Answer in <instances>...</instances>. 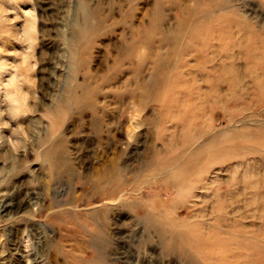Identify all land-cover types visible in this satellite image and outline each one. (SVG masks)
Returning a JSON list of instances; mask_svg holds the SVG:
<instances>
[{
  "label": "rangeland",
  "instance_id": "obj_1",
  "mask_svg": "<svg viewBox=\"0 0 264 264\" xmlns=\"http://www.w3.org/2000/svg\"><path fill=\"white\" fill-rule=\"evenodd\" d=\"M0 6V264H264V0Z\"/></svg>",
  "mask_w": 264,
  "mask_h": 264
},
{
  "label": "bare ground",
  "instance_id": "obj_2",
  "mask_svg": "<svg viewBox=\"0 0 264 264\" xmlns=\"http://www.w3.org/2000/svg\"><path fill=\"white\" fill-rule=\"evenodd\" d=\"M1 7V6H0ZM89 19H91L90 18V15H89ZM28 27V26H27ZM197 28V27H196ZM24 29V28H23ZM194 29V28H193ZM29 30H31V28L29 29ZM28 30V31H29ZM198 30V29H197ZM192 31H194V30H192ZM26 33H28V32H26ZM194 36V35H193ZM195 37V36H194ZM193 37V38H194ZM150 44V43H149ZM192 44V43H191ZM186 46H188V45H186ZM185 46V47H186ZM188 48H190V47H188ZM192 48V47H191ZM231 49V48H230ZM233 70V69H232ZM227 79V78H226ZM230 79V78H229ZM226 81H228V80H226ZM231 81V80H230ZM231 82H233V81H231ZM228 83H229V81H228ZM236 83V82H235ZM183 84H184V82H183ZM218 84V83H217ZM232 84V83H231ZM172 85H173V83H172ZM175 85H176V82H175ZM234 85V84H233ZM237 86V85H236ZM172 87V86H171ZM228 87H229V85H228ZM238 87H240V86H238ZM237 87V88H238ZM229 88H231V87H229ZM234 88V87H233ZM236 89V88H235ZM173 92V91H172ZM237 93V92H236ZM10 96H12V94H10ZM72 98L73 99H75V101L76 102H80L81 101V96L80 95H77V94H75V93H73L72 92ZM208 98V97H207ZM213 98V97H212ZM234 98H235V96H234ZM169 99H170V97H169ZM210 99V98H209ZM174 100H176V99H174ZM173 101V100H172ZM170 104H172V103H170ZM198 113V112H197ZM197 115V114H196ZM230 116V115H229ZM239 132H242V131H239ZM219 138V137H218ZM239 138V137H238ZM238 138H235V139H238ZM248 138V137H247ZM248 140V139H247ZM236 141V140H235ZM235 141L233 142V143H235ZM223 143H225V142H223ZM230 143V142H229ZM193 144V143H192ZM220 144V143H219ZM186 146V145H185ZM233 146H234V144H233ZM213 147V146H212ZM60 148H59V144H51L50 145V147L49 148H45V151H44V155L47 157V158H52L56 153H57V151L59 150ZM209 149V148H208ZM207 149V150H208ZM210 149H211V147H210ZM204 150H206V149H204ZM200 151V150H199ZM198 152V151H197ZM222 152V151H221ZM238 153V152H237ZM198 154V153H197ZM242 154V153H241ZM194 155H196V153L194 154ZM218 155H220V154H218ZM217 155V156H218ZM235 155V154H234ZM239 156V155H238ZM241 157V156H240ZM182 168V167H181ZM189 167H187V169H188ZM192 172V171H191ZM186 174V173H185ZM187 177H188V175H187ZM194 177V176H193ZM194 179V178H193ZM183 180H185V179H183ZM187 180V179H186ZM185 186V185H184ZM189 187V186H188ZM196 187V186H195ZM194 187V188H195ZM184 188V187H183ZM193 189V188H192ZM217 190V189H216ZM232 191V190H231ZM220 193V192H219ZM207 195V194H206ZM210 196V195H209ZM215 196V195H214ZM253 197V196H252ZM214 198V197H213ZM260 198V197H259ZM28 199V198H27ZM251 200V199H250ZM247 201V200H246ZM253 201V200H252ZM27 202H30V199H28L27 200ZM25 203V202H24ZM214 204H215V202H213ZM218 204V203H217ZM8 205H10V201L8 200H6V201H4V204H3V210L5 211V213H6V215L8 214V212H9V209H8ZM163 205V204H162ZM210 205H211V203H210ZM237 207V206H236ZM240 207V206H239ZM222 208H224L223 206H222ZM214 209V208H213ZM217 209H219V208H217ZM18 210V209H17ZM20 210V209H19ZM220 210V209H219ZM224 210V209H223ZM255 210V209H254ZM158 212V211H157ZM200 212V211H199ZM198 212V213H199ZM215 212H217V211H215ZM152 213V212H151ZM150 213V214H151ZM218 213H219V211H218ZM217 213V214H218ZM224 213V212H223ZM158 214V213H157ZM200 214V213H199ZM206 214V213H205ZM210 214V213H209ZM220 214V213H219ZM227 214V213H226ZM245 214V213H244ZM159 215V214H158ZM230 215V214H229ZM255 215V214H254ZM213 216V215H212ZM220 216V215H219ZM235 216V215H234ZM260 216H261V214H260ZM163 217V216H162ZM210 218H211V220H212V217L210 216ZM216 218H217V216H216ZM221 218H222V216H221ZM226 218V217H225ZM166 219V218H165ZM170 219H174V218H172V217H170ZM168 220V219H167ZM166 220V221H167ZM151 221V220H150ZM205 221V220H204ZM209 221V220H208ZM159 222V221H158ZM160 222H162V220H160ZM172 222V221H171ZM185 222V224H184V226H186V227H191V226H201V223H200V221L199 220H191V221H188L187 220V222H186V220L184 221ZM217 222H219V220H217ZM167 223H169V222H167ZM166 223V224H167ZM173 223V222H172ZM171 223V224H172ZM211 223H213V222H211ZM242 223V222H241ZM156 224V223H155ZM162 224H163V222H162ZM161 224V225H162ZM175 224V223H174ZM222 224V223H221ZM207 225V224H206ZM172 226V225H171ZM182 226V225H181ZM153 227V226H152ZM169 227V226H168ZM177 227V226H176ZM215 227V226H214ZM260 227V226H259ZM162 228V227H161ZM184 228V227H183ZM217 228V227H216ZM156 229V228H155ZM163 229V228H162ZM170 229V228H169ZM193 228H191V230H192ZM207 229H209V228H207ZM188 230H190V229H188ZM195 230H197V229H195ZM219 230V229H218ZM168 231V230H167ZM186 231L187 230H185L184 232H183V230H182V233H181V236L182 235H184L185 233H186ZM193 231V230H192ZM191 231V232H192ZM198 231V230H197ZM217 232V231H216ZM219 232V231H218ZM217 232V233H218ZM168 233H170V232H168ZM187 233H188V231H187ZM195 233H197V232H195ZM222 233V232H221ZM228 233V232H227ZM173 234H175V233H173ZM193 234V233H192ZM220 234V233H219ZM195 235V234H194ZM221 236V235H220ZM222 236H224L223 234H222ZM231 236V235H230ZM239 236L240 237H238V238H243V240L245 241L246 239L248 240V242L252 245V246H254V247H256V245H257V241H256V236L254 235V234H239ZM177 237H179V236H177ZM234 237V236H233ZM171 238H172V236H171ZM206 238V237H205ZM258 238V237H257ZM190 239H192V238H190ZM194 239V238H193ZM179 240V239H178ZM197 240V239H196ZM191 241V240H190ZM217 241H218V239H217ZM203 242V241H202ZM233 242V241H232ZM231 242V243H232ZM261 242H263V240H261ZM197 243V242H196ZM199 243H200V240H199ZM213 243V242H212ZM216 244H218V243H216ZM215 245V244H214ZM249 246V252H253L254 253V251H255V249L253 248V247H251L250 245H248ZM210 247H211V244H210ZM209 247V248H210ZM213 247V246H212ZM196 248V247H195ZM246 248V247H245ZM13 249V248H12ZM15 249L17 250V253L18 254H20V256H22V253H20V251H19V249H20V246L17 244V246L15 247ZM19 251V252H18ZM249 254V253H248ZM252 257H253V255H251ZM240 257V256H239ZM4 258V257H3ZM226 258V257H225ZM35 260V259H34ZM8 261V260H7ZM254 261V260H253ZM22 262V261H21ZM35 262V261H34ZM262 263H264V262H262ZM17 264H18V261H17Z\"/></svg>",
  "mask_w": 264,
  "mask_h": 264
}]
</instances>
